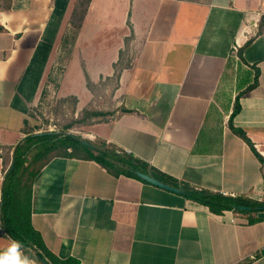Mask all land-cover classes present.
<instances>
[{
	"label": "crops",
	"instance_id": "crops-1",
	"mask_svg": "<svg viewBox=\"0 0 264 264\" xmlns=\"http://www.w3.org/2000/svg\"><path fill=\"white\" fill-rule=\"evenodd\" d=\"M47 83L95 105L87 139L112 163L182 191L96 149L33 157L21 205L58 264H264V0H0V252ZM186 188L254 207L217 213Z\"/></svg>",
	"mask_w": 264,
	"mask_h": 264
},
{
	"label": "trees",
	"instance_id": "trees-1",
	"mask_svg": "<svg viewBox=\"0 0 264 264\" xmlns=\"http://www.w3.org/2000/svg\"><path fill=\"white\" fill-rule=\"evenodd\" d=\"M97 116L96 113L91 114ZM82 120L76 121L80 124ZM75 123V124H76ZM240 133V132H239ZM240 135L244 136L241 132ZM84 140L74 138V136H63L58 137L56 134H42V135H31L27 142L30 144L31 148L28 149L25 154L17 151L15 153L16 161L14 166L10 169V173L7 181H5L4 193V218L8 228V231L13 235L17 240L21 241L29 251L33 252L37 257L38 261L42 264H58L51 254L45 249L41 238L39 235L30 228V225L27 223L24 216V210L21 205L22 193L20 192L25 181L26 175L22 174L19 176L20 171L27 172L30 167H25V160L28 159L29 155L36 152L34 159L35 162H40L45 159L50 158L51 156L62 155L67 153L68 149L73 148V152L76 149L83 148L86 151H91L99 149L94 146H91L89 141H84L86 144H83ZM67 142L72 143L68 145ZM78 146V147H76ZM24 156V157H22ZM116 157L108 151L102 150L99 151L98 155L95 157L96 161H99L103 166H105L109 171L113 172L115 175H120L125 173L129 176L137 177L136 173L139 171V167L132 161H122L121 163L127 166L126 169L119 167L118 161L112 163V157ZM115 159V158H114ZM19 176V180L16 179ZM185 194L191 199L203 203L213 209L214 212L222 213L226 210H238L242 211L243 207H254L252 202L244 200L242 198L226 197L223 195L209 194L206 192H198L191 190L189 188L185 189ZM65 264H79L76 261L66 262Z\"/></svg>",
	"mask_w": 264,
	"mask_h": 264
},
{
	"label": "rangeland",
	"instance_id": "rangeland-1",
	"mask_svg": "<svg viewBox=\"0 0 264 264\" xmlns=\"http://www.w3.org/2000/svg\"><path fill=\"white\" fill-rule=\"evenodd\" d=\"M57 84L47 83L40 95L37 103L31 107L29 112V123L27 129L31 134L34 133H54L58 137L70 134L81 140H88L87 137L93 138L94 125H97V116L94 106L88 110L78 111L77 102L74 99H63L57 92ZM81 121L80 124L76 121ZM76 123V124H75ZM91 141L95 146H101L96 139ZM89 141V140H88ZM68 145L72 143L67 142ZM104 146V147H103ZM103 148L110 150L108 145L103 144ZM78 147V146H76ZM79 148V147H78ZM36 152L31 154L27 159L28 166L35 168L32 159Z\"/></svg>",
	"mask_w": 264,
	"mask_h": 264
},
{
	"label": "clouds",
	"instance_id": "clouds-1",
	"mask_svg": "<svg viewBox=\"0 0 264 264\" xmlns=\"http://www.w3.org/2000/svg\"><path fill=\"white\" fill-rule=\"evenodd\" d=\"M10 244L0 252V264H37L38 257L21 241L9 237Z\"/></svg>",
	"mask_w": 264,
	"mask_h": 264
},
{
	"label": "water",
	"instance_id": "water-1",
	"mask_svg": "<svg viewBox=\"0 0 264 264\" xmlns=\"http://www.w3.org/2000/svg\"><path fill=\"white\" fill-rule=\"evenodd\" d=\"M43 133H37V135H42ZM46 134H54V133H46ZM67 136H71L70 134H66ZM83 144H86L84 141H83ZM14 165V160H12V163H11V167H13ZM136 175L142 179L143 181L147 182V183H150L152 185H155L159 188H162V189H165V190H169L171 192H174V193H178V194H181L182 191L177 189V188H173L171 186H168L158 180H156L155 178H152L150 175H147L145 173H142V172H137ZM243 209H248L246 207H243Z\"/></svg>",
	"mask_w": 264,
	"mask_h": 264
},
{
	"label": "built area",
	"instance_id": "built-area-1",
	"mask_svg": "<svg viewBox=\"0 0 264 264\" xmlns=\"http://www.w3.org/2000/svg\"><path fill=\"white\" fill-rule=\"evenodd\" d=\"M235 50H237L236 48H235ZM225 195V194H224Z\"/></svg>",
	"mask_w": 264,
	"mask_h": 264
}]
</instances>
